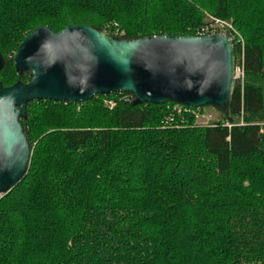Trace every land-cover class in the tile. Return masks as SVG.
Listing matches in <instances>:
<instances>
[{
  "label": "trees",
  "instance_id": "obj_1",
  "mask_svg": "<svg viewBox=\"0 0 264 264\" xmlns=\"http://www.w3.org/2000/svg\"><path fill=\"white\" fill-rule=\"evenodd\" d=\"M206 15L244 40L223 122L126 94L30 103L28 171L0 196V264H264V0H0V82H29L13 55L38 28L195 37Z\"/></svg>",
  "mask_w": 264,
  "mask_h": 264
},
{
  "label": "water",
  "instance_id": "obj_2",
  "mask_svg": "<svg viewBox=\"0 0 264 264\" xmlns=\"http://www.w3.org/2000/svg\"><path fill=\"white\" fill-rule=\"evenodd\" d=\"M29 82H0V196L27 174L31 151L22 120L33 102L87 103L126 94L133 106L174 103L194 110H224L235 87L233 39L144 37L125 39L91 26L54 33L34 30L13 55ZM5 60L0 54V71Z\"/></svg>",
  "mask_w": 264,
  "mask_h": 264
},
{
  "label": "rangeland",
  "instance_id": "obj_3",
  "mask_svg": "<svg viewBox=\"0 0 264 264\" xmlns=\"http://www.w3.org/2000/svg\"><path fill=\"white\" fill-rule=\"evenodd\" d=\"M206 17L208 18L209 15H206ZM207 21H211V20L206 19L205 22H207ZM222 25H224V26H222L223 31L225 29L230 30L229 27H231L232 30H230V32H231V34L234 35L233 39L237 40V42L241 45L244 43V40L241 37V35L235 30L232 21H225ZM239 67H241V65ZM236 85H238V83H236ZM130 98H131V96L127 95V96H124L122 98V100H128ZM106 106L109 107L110 109H112L115 106V104L113 101H111V102L108 101V102H106ZM173 110L175 113H178V114L184 112V111H181L180 108H176V107H174ZM185 114L189 115L190 117H193L196 126H199V127H207V126H210V125L217 123V122H223V120H224L221 113L219 112V110H216V109L211 108V107L203 108L201 110H196V111L192 110L191 112H187V113L185 112ZM240 125H243L242 121H241Z\"/></svg>",
  "mask_w": 264,
  "mask_h": 264
},
{
  "label": "built area",
  "instance_id": "obj_4",
  "mask_svg": "<svg viewBox=\"0 0 264 264\" xmlns=\"http://www.w3.org/2000/svg\"><path fill=\"white\" fill-rule=\"evenodd\" d=\"M207 19H210L211 21H207L206 24L197 31L196 37H207V36H213V35H217V34H227L230 36V33H231L230 30H232L231 27H229L230 30L225 29L223 31L222 26H224V25H222V24L225 21L215 19V18L210 17V16ZM244 79H245V75H244L243 67L242 66L236 67L235 68V86H243ZM236 83H238V85H236ZM129 100H132V98H130ZM176 108H180L181 111H184L186 113L191 112V110H188V109H186V107H183L180 105H177Z\"/></svg>",
  "mask_w": 264,
  "mask_h": 264
}]
</instances>
